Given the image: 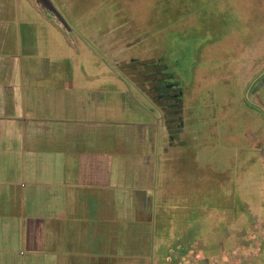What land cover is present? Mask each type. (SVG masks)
<instances>
[{
	"label": "rangeland",
	"instance_id": "374dc122",
	"mask_svg": "<svg viewBox=\"0 0 264 264\" xmlns=\"http://www.w3.org/2000/svg\"><path fill=\"white\" fill-rule=\"evenodd\" d=\"M39 3L52 20H65L66 27L75 30L77 41L92 39L89 30L100 27L107 40L106 59L110 64L115 51L126 43V39L117 43L115 39L121 32L133 30L138 38L146 34L133 49L136 61L162 57L167 63L178 61L179 70L185 69L180 78L191 99L187 102V113L195 124L198 121L199 134L197 129L193 130L197 135L188 138L189 149L185 148L183 157L164 155L150 126L154 115L147 97L120 70H115L116 74L109 68L106 73L109 84L116 82L123 91L125 100L120 109L123 112L103 113L102 120L94 123L91 130V137L97 142L92 148L102 155L109 154L118 178L122 179V174L129 178L132 173L134 183L139 179L141 185L135 187L136 194L145 187L141 189L139 202H115L110 211L120 224L136 216L134 221L140 233L149 235L146 238L150 239L149 248L146 247L149 259L153 256L157 264H191L190 255L187 262H174L166 253L170 247L177 251L183 247L185 254L193 253V258L202 264H224L221 258L226 250L241 255L247 252L245 246L248 249L253 246L254 250L255 241L264 242L260 236L261 229L264 230V133L258 139L256 135L253 137L252 120H243L244 106L249 105L240 99L244 92L237 79L244 72L254 77L256 71H264V0H39ZM48 16L44 20H50ZM230 59L231 64L227 65ZM198 71L212 75L202 78L197 88L192 83H196ZM135 79L146 78L136 73ZM117 104L119 107V101ZM140 130L147 131L151 138V146L147 151L144 147L141 153L137 145L130 150L124 138L126 132L138 134ZM130 163L133 169L127 171ZM144 164L149 165L150 183L141 169ZM110 195L126 194L118 188ZM79 205L75 200L77 217L82 213ZM147 213L151 216L150 223ZM111 221L113 218L109 225ZM104 253L108 256L109 250Z\"/></svg>",
	"mask_w": 264,
	"mask_h": 264
},
{
	"label": "crops",
	"instance_id": "0c3cea01",
	"mask_svg": "<svg viewBox=\"0 0 264 264\" xmlns=\"http://www.w3.org/2000/svg\"><path fill=\"white\" fill-rule=\"evenodd\" d=\"M47 16L39 0H0V264H91L92 248L122 246L110 239L106 223L116 217L110 211L115 202H139L145 188L136 194L139 179L134 183L132 173L119 179L109 154L92 148L93 124L103 113H118L125 100L121 87L107 81L106 71L119 69L106 59V37L95 27L92 39L77 41L65 20ZM124 138L139 153L151 146L144 130ZM148 167L141 169L150 183ZM118 188L126 195L111 196ZM122 225L114 228L120 235ZM253 245L241 255L226 250L221 259L264 264V242ZM185 251L170 247L166 253L174 262L190 255L191 264H202ZM148 256L146 264H157Z\"/></svg>",
	"mask_w": 264,
	"mask_h": 264
},
{
	"label": "flooded vegetation",
	"instance_id": "af4514ba",
	"mask_svg": "<svg viewBox=\"0 0 264 264\" xmlns=\"http://www.w3.org/2000/svg\"><path fill=\"white\" fill-rule=\"evenodd\" d=\"M135 34L133 30L127 33L121 32V35L115 39L116 43L126 39V43L115 51L117 56H112L111 64L116 65L123 75H126V80L134 84V87L147 97L152 107L151 112L154 115L150 121V126L154 130V138L160 141L162 152L166 156H174L176 159L178 157L181 158L185 148H188L186 145L189 142L188 138L190 139L192 135L194 137L197 135L195 132L193 134V130L197 129L199 134L198 121L195 124L196 121H191L187 113V102L190 103L191 99L185 93L186 87L180 78L181 75H184L185 69L179 70L178 61L172 60L167 63L162 57H150L147 61H136L132 53L133 49L137 47L136 45L140 38L146 34H143L142 37L137 34L139 38ZM229 61L230 63L227 65H230L232 60L230 59ZM234 66L237 68L236 65ZM136 73H142V76L146 79H135ZM197 74V81L195 84L192 83V85L198 88L199 83L206 74H202L200 71ZM237 79L241 81L240 88L244 92V94L242 93L243 96L239 93L238 95H240V99L243 98L249 105V108L245 106L244 108L250 116H246L247 114L244 112L245 117L243 120L245 118L252 120V134L253 137L256 135L258 139L257 136L262 137L264 133V71L261 70L260 73L256 71L254 77H248L246 72H244L241 77L242 80L239 76H237ZM258 91L259 94H257ZM239 114L242 115L243 113L239 111ZM256 115L259 116L260 120L258 117H255V120L254 116ZM230 118H235V115ZM163 140H165L166 145Z\"/></svg>",
	"mask_w": 264,
	"mask_h": 264
},
{
	"label": "trees",
	"instance_id": "16d2710c",
	"mask_svg": "<svg viewBox=\"0 0 264 264\" xmlns=\"http://www.w3.org/2000/svg\"><path fill=\"white\" fill-rule=\"evenodd\" d=\"M163 2H164V0H163ZM221 73H223V72H221ZM206 75L209 77V75H212V73L210 74V73L206 72ZM135 217L133 219L128 220V221H126V219L122 220L123 222H121V223L123 225H125L124 226L125 231L121 235H120L119 231L114 229L116 226H118V224H120L119 220H116V218L113 217V221H111V225H109V223H110V220L112 218L106 222L107 225L110 226L109 228L112 229V230H109V232H108L110 239L115 238V241H118V243H121L122 246H120V244H118L117 248H115V246L112 244L108 245V250H109L108 256H104L105 251L99 252L98 250L95 251L94 248H92L90 250V252H91V254H90L91 264H98L99 262L103 263V260L105 258L107 259L106 264H115V262H114L115 259H118V262H119V259H123V264H137L138 258L140 259V262H141L140 264H146L145 261L143 260V258H145L149 255L147 252V248H149L148 243L150 242V239H149V241H147L146 238L149 235L145 236L141 233L138 234L137 231H135V227L138 226V223H135V221H134V219L137 220V218H135ZM146 219H147V223L151 222V216L149 214L146 215ZM102 223L104 224V222H102ZM141 223H144V222L141 221ZM140 235L142 236L141 238H140ZM139 242H140V244H139ZM142 249H145L144 252L141 251ZM95 252H98V253H95Z\"/></svg>",
	"mask_w": 264,
	"mask_h": 264
}]
</instances>
